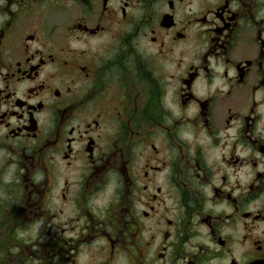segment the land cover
I'll return each mask as SVG.
<instances>
[{
	"label": "flooded vegetation",
	"instance_id": "af4514ba",
	"mask_svg": "<svg viewBox=\"0 0 264 264\" xmlns=\"http://www.w3.org/2000/svg\"><path fill=\"white\" fill-rule=\"evenodd\" d=\"M0 264H264V0H0Z\"/></svg>",
	"mask_w": 264,
	"mask_h": 264
}]
</instances>
